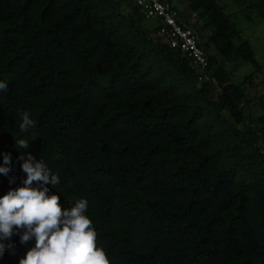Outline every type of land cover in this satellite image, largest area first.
Listing matches in <instances>:
<instances>
[{"label": "trees", "instance_id": "16d2710c", "mask_svg": "<svg viewBox=\"0 0 264 264\" xmlns=\"http://www.w3.org/2000/svg\"><path fill=\"white\" fill-rule=\"evenodd\" d=\"M185 1L203 21L184 19L202 80L133 0H0V196L32 153L59 175L63 208L88 201L110 264H264V93L248 90L262 66L219 0ZM231 1L264 18V0ZM241 62L253 70L237 81L226 63ZM11 242L0 264L35 244Z\"/></svg>", "mask_w": 264, "mask_h": 264}, {"label": "clouds", "instance_id": "9594fccd", "mask_svg": "<svg viewBox=\"0 0 264 264\" xmlns=\"http://www.w3.org/2000/svg\"><path fill=\"white\" fill-rule=\"evenodd\" d=\"M7 84L0 81V90ZM36 126L29 112L20 116L19 130L27 133ZM32 139L16 140L18 149H27ZM18 160L26 173L20 186L10 188L0 196V257L5 249L15 254V245L11 242L14 235L19 236L21 244L34 239V246L27 249L19 258V264H110L107 252L98 244V233L88 211V201L77 200L69 208L60 204V195L49 190L60 183L58 174H54L42 159L37 160L32 153L20 152ZM11 154H3L0 174L10 172ZM15 177L9 178V184ZM34 182L37 186H33ZM7 241V243H5Z\"/></svg>", "mask_w": 264, "mask_h": 264}, {"label": "rangeland", "instance_id": "374dc122", "mask_svg": "<svg viewBox=\"0 0 264 264\" xmlns=\"http://www.w3.org/2000/svg\"><path fill=\"white\" fill-rule=\"evenodd\" d=\"M223 6V10L226 14H229L232 20L236 23L238 29L240 30V40H245L250 43L252 46L256 59L261 64L262 68L260 71H257L253 75V88H249V92L251 94L250 97H253L254 93L262 94L264 93V18L257 15L256 10L254 8L248 7V5H237L233 3L231 0H219ZM172 3L181 13V18L185 22L186 25L190 26L196 33V27L192 24H188V22H195L197 27H201L203 25L202 20H196L197 13L190 12L186 7L185 0H172ZM123 11L126 12L127 8L123 7ZM188 19L186 22L184 19ZM150 24H155L153 19L148 20ZM204 34L209 33V29L207 27L203 28ZM239 39H236L235 42H238ZM203 41L206 38L202 39ZM226 67L233 71L234 80H242L244 76L249 74L253 67L250 63L241 62V63H226ZM250 105L252 109H254V101L255 99L250 98Z\"/></svg>", "mask_w": 264, "mask_h": 264}, {"label": "built area", "instance_id": "2783aa9c", "mask_svg": "<svg viewBox=\"0 0 264 264\" xmlns=\"http://www.w3.org/2000/svg\"><path fill=\"white\" fill-rule=\"evenodd\" d=\"M139 12L147 19H153L159 26V35L173 49L178 50L190 60L199 74V80L205 77L208 66L205 53L198 34L185 24L178 9L171 7L165 0H133Z\"/></svg>", "mask_w": 264, "mask_h": 264}]
</instances>
